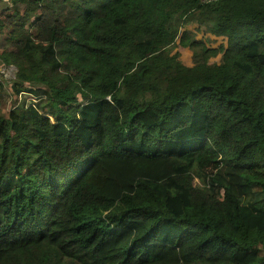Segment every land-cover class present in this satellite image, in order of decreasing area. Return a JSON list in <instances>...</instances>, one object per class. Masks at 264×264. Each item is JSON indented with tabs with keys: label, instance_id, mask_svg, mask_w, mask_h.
Masks as SVG:
<instances>
[{
	"label": "trees",
	"instance_id": "16d2710c",
	"mask_svg": "<svg viewBox=\"0 0 264 264\" xmlns=\"http://www.w3.org/2000/svg\"><path fill=\"white\" fill-rule=\"evenodd\" d=\"M0 4V264H264V0Z\"/></svg>",
	"mask_w": 264,
	"mask_h": 264
},
{
	"label": "rangeland",
	"instance_id": "374dc122",
	"mask_svg": "<svg viewBox=\"0 0 264 264\" xmlns=\"http://www.w3.org/2000/svg\"><path fill=\"white\" fill-rule=\"evenodd\" d=\"M1 5L2 4H0V8H1ZM18 6L22 7L23 5H18ZM201 35L202 34H199L198 36H201ZM204 36H205V38L209 39L207 41V44H209L211 46H216L220 42V40H219L220 38H217L216 40H214L213 38H215V37L213 35H211L209 32H205ZM0 43H1V38H0ZM191 53L192 52L189 49L182 50L181 51V59L184 62L191 64ZM13 71H15L13 66L6 68L5 70H3V72L5 74H4V77H2L1 79L3 81L5 80V82H6V80H9L13 76ZM7 85H8V87L6 88V91L4 93L3 104H2V107L4 110L11 109V108H16L18 110V109L23 108L25 106V104H27V102H29L31 100L34 101V98H32L30 95H27V94L13 95L11 90L9 89L10 82H8ZM195 182H196V180H195Z\"/></svg>",
	"mask_w": 264,
	"mask_h": 264
}]
</instances>
